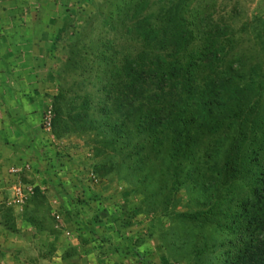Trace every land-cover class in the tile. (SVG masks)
<instances>
[{"label":"rangeland","instance_id":"1","mask_svg":"<svg viewBox=\"0 0 264 264\" xmlns=\"http://www.w3.org/2000/svg\"><path fill=\"white\" fill-rule=\"evenodd\" d=\"M94 5L72 16L60 44L69 57L61 59L63 76L51 108L54 130L58 137L79 140L75 167L61 171V180L93 187L90 228L102 235L109 222L127 239L126 249L140 247L149 264H230L245 237L242 205L253 195L256 164L249 157L264 124V91L251 95L254 110L245 120L199 138L184 157L174 159L169 131L158 142L139 133L131 120L117 132L120 116L104 86L111 62L143 47L128 27L149 16L151 23L160 21L162 9L178 11L194 34L181 61L211 42L210 48L220 49L217 69L231 71L241 84H264V0H95ZM235 138L247 161L239 177L225 183L218 171ZM66 157L62 166L70 162ZM76 168L79 173H68ZM102 201L111 214L98 209ZM110 244L104 239L102 247L113 250ZM35 251L19 256L36 260Z\"/></svg>","mask_w":264,"mask_h":264},{"label":"crops","instance_id":"2","mask_svg":"<svg viewBox=\"0 0 264 264\" xmlns=\"http://www.w3.org/2000/svg\"><path fill=\"white\" fill-rule=\"evenodd\" d=\"M94 1L0 0V264H139L118 253L144 252L126 249L109 222L102 235L90 228L96 190L60 178L75 167L79 140L41 131L63 76L61 59L69 57L62 37L72 16L94 10ZM103 204L101 213L111 214ZM104 239L113 250L102 247ZM25 250L39 251L36 260L20 257Z\"/></svg>","mask_w":264,"mask_h":264},{"label":"trees","instance_id":"3","mask_svg":"<svg viewBox=\"0 0 264 264\" xmlns=\"http://www.w3.org/2000/svg\"><path fill=\"white\" fill-rule=\"evenodd\" d=\"M160 13V21L151 23L149 16L128 27L143 47L135 55L118 56L111 62L104 90L120 116L117 132L131 120L136 121L139 133L158 142L159 136L169 131L172 158L176 159L184 157L199 138L213 135L225 125L233 128L251 115V95L254 91L263 92L264 84H241L231 71L217 69L220 49L210 48L214 45L211 42L204 51L181 61L180 56L195 40L194 34L178 11L162 9ZM203 68L209 72L200 74L199 69ZM258 135L259 139L251 138L253 143L258 139V147L249 157L256 164L253 195L242 205L245 237L230 264H264V124ZM241 146L235 138L225 149L218 171L225 183L236 180L244 169L247 158ZM122 253L131 263L135 260L149 264L136 251Z\"/></svg>","mask_w":264,"mask_h":264},{"label":"built area","instance_id":"4","mask_svg":"<svg viewBox=\"0 0 264 264\" xmlns=\"http://www.w3.org/2000/svg\"><path fill=\"white\" fill-rule=\"evenodd\" d=\"M53 130H54V114L51 108H47L42 115L41 131L47 136L52 137ZM12 172L16 173V170H13Z\"/></svg>","mask_w":264,"mask_h":264}]
</instances>
